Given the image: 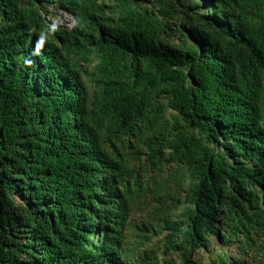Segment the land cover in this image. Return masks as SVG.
Instances as JSON below:
<instances>
[{"label":"trees","instance_id":"obj_1","mask_svg":"<svg viewBox=\"0 0 264 264\" xmlns=\"http://www.w3.org/2000/svg\"><path fill=\"white\" fill-rule=\"evenodd\" d=\"M28 1L74 24L0 0V264H161L127 231L149 190L139 172L163 162L195 178L186 220H162L165 251L189 261L222 228L264 264V0H151L182 9L172 43L146 0ZM92 55L89 97L79 67ZM163 101L178 119L158 138ZM174 177L153 180L157 195Z\"/></svg>","mask_w":264,"mask_h":264},{"label":"rangeland","instance_id":"obj_2","mask_svg":"<svg viewBox=\"0 0 264 264\" xmlns=\"http://www.w3.org/2000/svg\"><path fill=\"white\" fill-rule=\"evenodd\" d=\"M101 1V0H100ZM98 0V2H100ZM109 5L111 0H102ZM149 10H153L154 14L158 15L160 19L169 24L166 33L163 34L162 40L172 42H182V37L176 32V28L184 23V16L181 14V7L178 4H172L173 13L172 16L160 11L157 3L146 0L143 2ZM22 6H33L46 20V27L55 28H70L74 24L73 16L61 10L56 4L43 3L37 4L29 2L28 0H21ZM206 9V8H205ZM104 13L110 16H114L110 10L104 8ZM169 16V17H168ZM43 28L39 31V34L49 38L50 34L47 28ZM97 63L96 58L91 56L90 61H80L81 76L85 81L87 94L90 97L92 94V84L89 79L87 72H90L95 64ZM161 110V117L158 119L153 127L155 128L156 136L161 138L164 133L167 137L174 133V122L176 121L175 113L165 105L163 101V107ZM156 113V112H155ZM178 119V118H177ZM150 132H148V135ZM139 142H132L133 148H127L125 151L130 159L131 167L137 168L143 160L137 158L135 145ZM140 145V144H139ZM216 149L220 150L219 144H216ZM144 151V149H143ZM169 149H164L163 152L166 154ZM161 172L157 170H149L146 173L139 172L140 180L145 186L149 188L146 194L140 196V207L133 209L132 224L130 230L127 231V239L132 242L133 245L138 246L139 254L145 257V251L149 252L152 256L157 257L158 261L162 264L169 262L170 264H214L220 260H225L226 264H249L252 258V252L248 246H242L241 243H225L222 241L221 235L223 234L222 228L219 229V235L209 234L208 241L209 246L200 248L192 251L189 261H184L178 252L165 251L164 247V235L168 232L164 226L163 219H172L184 221V211L192 206L187 199V192L191 183L195 180L189 168L179 163H165L161 164ZM175 174L174 179H170L165 187V191H161L157 195L156 189L153 188V180L163 178L167 175ZM133 185V181L130 180L129 186ZM18 204V200H16ZM217 227H219L217 225ZM264 237V235H263ZM94 240L97 241L96 237ZM133 260H139L137 255L133 256ZM222 264V263H221Z\"/></svg>","mask_w":264,"mask_h":264}]
</instances>
